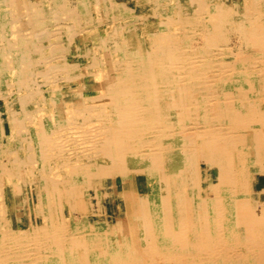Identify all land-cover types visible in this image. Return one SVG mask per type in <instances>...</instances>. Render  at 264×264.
<instances>
[{
	"label": "bare ground",
	"instance_id": "1",
	"mask_svg": "<svg viewBox=\"0 0 264 264\" xmlns=\"http://www.w3.org/2000/svg\"><path fill=\"white\" fill-rule=\"evenodd\" d=\"M263 179L264 0H0V264H264Z\"/></svg>",
	"mask_w": 264,
	"mask_h": 264
},
{
	"label": "rangeland",
	"instance_id": "2",
	"mask_svg": "<svg viewBox=\"0 0 264 264\" xmlns=\"http://www.w3.org/2000/svg\"><path fill=\"white\" fill-rule=\"evenodd\" d=\"M128 20V19H127ZM205 168V165L202 163V169H204ZM255 175L256 176H258V173H255ZM254 175V176H255ZM253 176V177H254ZM264 180V179H263ZM259 186H261V184L259 185ZM22 187H23V189H24V186H20V189H22ZM9 194L7 193V194H5V196H4V200L6 201V203H7V205L9 206V207H11V206H13V201H15V199H16V204H18V205H20L21 203H22V198H21V195H19L18 193H14L13 192V195H9ZM16 197V198H15ZM17 197H18V199H17ZM20 198V199H19ZM21 203H20V202ZM106 204V203H105ZM105 204H103L102 205V208H103V210L105 211V212H108L110 209L112 210V214L113 215H115V211H113V207H112V204L110 205V206H108L107 204L105 205ZM111 207V208H110Z\"/></svg>",
	"mask_w": 264,
	"mask_h": 264
}]
</instances>
